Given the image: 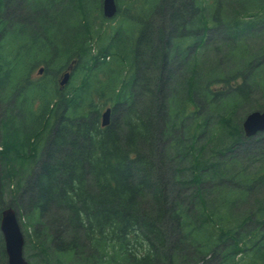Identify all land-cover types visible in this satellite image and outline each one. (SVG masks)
I'll list each match as a JSON object with an SVG mask.
<instances>
[{
    "label": "trees",
    "instance_id": "obj_1",
    "mask_svg": "<svg viewBox=\"0 0 264 264\" xmlns=\"http://www.w3.org/2000/svg\"><path fill=\"white\" fill-rule=\"evenodd\" d=\"M85 1L0 0V218L27 261L264 264V133L243 130L264 0H133L126 46Z\"/></svg>",
    "mask_w": 264,
    "mask_h": 264
},
{
    "label": "water",
    "instance_id": "obj_2",
    "mask_svg": "<svg viewBox=\"0 0 264 264\" xmlns=\"http://www.w3.org/2000/svg\"><path fill=\"white\" fill-rule=\"evenodd\" d=\"M103 15L113 18L118 12L117 0H103ZM43 68L39 69V73ZM70 71L63 74L59 81L64 87L70 79ZM112 108L108 107L102 113V125L107 126L111 122ZM243 130L247 137L255 136L264 132V111L254 110L247 114L243 121ZM0 232L4 240V248L7 256V264H30L24 256L25 236L19 221L18 210L6 207L1 212Z\"/></svg>",
    "mask_w": 264,
    "mask_h": 264
},
{
    "label": "rangeland",
    "instance_id": "obj_3",
    "mask_svg": "<svg viewBox=\"0 0 264 264\" xmlns=\"http://www.w3.org/2000/svg\"><path fill=\"white\" fill-rule=\"evenodd\" d=\"M132 1L133 0H117L118 6L120 5V7H121L120 13L118 12V14L115 15L113 18H107L108 20L103 23L104 25H101V22L99 20L94 21V23H93L96 29L99 27L106 28L107 30L104 32L105 35H107L111 32L117 33L116 35H118L119 39L121 40L122 46H126V43H125L126 38H128L130 36L131 31L133 29H135V27L132 26L133 22L129 18L124 17V15H123L124 11L128 8L131 11V13H135L134 15H138V13L140 14V9L138 7H130ZM134 1H138V0H134ZM102 4H103V0H86L85 1V6H86L87 11L88 12H91L92 10L96 11L99 15L98 17H100V15H101L100 14V8L102 7ZM133 32H135V31H133ZM94 41L96 42V40H94ZM41 67L42 66H38L34 71H32V73H30V79L38 80L42 77V75L44 74V71L39 73V69ZM67 71H70V69L69 70L64 69L58 74V81H60L62 79L63 74ZM79 80H80V73L79 72L76 73L75 75H74V73H71L69 82L64 86L65 89L78 85ZM23 102L26 105L25 108L28 109V106H30L31 100L29 102L28 101H23ZM107 106H105L103 111L106 110ZM25 122H26V124H30L31 120L26 119ZM0 234H1V232H0ZM1 236H2V234H1ZM2 239H3V236H2ZM3 244H4V240H3ZM24 256L26 259H28L26 253H24ZM6 260H7V258H6Z\"/></svg>",
    "mask_w": 264,
    "mask_h": 264
},
{
    "label": "flooded vegetation",
    "instance_id": "obj_4",
    "mask_svg": "<svg viewBox=\"0 0 264 264\" xmlns=\"http://www.w3.org/2000/svg\"><path fill=\"white\" fill-rule=\"evenodd\" d=\"M117 5H118V3H117ZM70 69V73H72V70H71V67L70 68H68V70Z\"/></svg>",
    "mask_w": 264,
    "mask_h": 264
}]
</instances>
